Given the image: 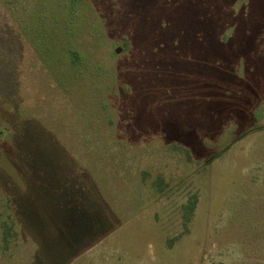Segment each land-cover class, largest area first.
I'll use <instances>...</instances> for the list:
<instances>
[{
  "label": "rangeland",
  "instance_id": "obj_1",
  "mask_svg": "<svg viewBox=\"0 0 264 264\" xmlns=\"http://www.w3.org/2000/svg\"><path fill=\"white\" fill-rule=\"evenodd\" d=\"M5 1L0 0V99L32 106L41 93L40 66L30 34L16 33ZM51 3L52 9L59 6ZM128 6L131 16L119 32L131 30L137 50L131 74L144 81L135 92L154 101L144 103L142 117L160 115L176 129L191 121L212 125L210 143L186 134L189 162L169 150L165 139L146 134L137 143L149 175L146 196L138 197L136 184L103 183L100 205L84 213L71 209L70 198L54 196L48 184L21 181L14 156L0 146V264H264V17L250 20L245 38H232L216 53L209 34L197 38L208 26L199 21L204 8L198 0H130ZM258 10L252 12L264 14V4ZM38 17L27 23L39 26ZM114 51L108 39L100 43L97 60L104 68L115 65ZM106 82L86 88L99 84L106 94ZM54 167H47L48 176L60 171ZM159 173L173 187L169 196L154 197L148 185ZM18 192L12 206L19 214L8 207L11 193ZM193 193L198 203L185 227L182 206ZM17 214L15 235L4 241L2 222Z\"/></svg>",
  "mask_w": 264,
  "mask_h": 264
},
{
  "label": "trees",
  "instance_id": "obj_2",
  "mask_svg": "<svg viewBox=\"0 0 264 264\" xmlns=\"http://www.w3.org/2000/svg\"><path fill=\"white\" fill-rule=\"evenodd\" d=\"M55 1V4L59 3L57 9H52L51 0L4 2L5 7H9L16 33L21 37L30 34L28 44L40 66L37 78L41 93L32 106L0 99V135L3 137L0 146H5L14 156L21 181L48 184L54 196L70 198L69 206L75 212H90L98 208L103 196V183L115 182V188L119 187L118 182L120 186L136 184L138 197L146 196L144 182L149 175L148 170L143 168L145 162H142L137 143L145 140V135L150 133L152 138L168 141L169 150L186 155L191 162L190 142L189 139V143L184 141L187 140L185 135L208 144L210 139L207 134L213 126L204 122L197 126L191 121L188 126L181 127L182 131L175 128L174 121L163 123L160 115L149 121L142 117L144 103L152 105L154 101L145 95L143 97L142 93L139 94L141 97L136 94L144 81L131 74V59L137 50L133 47L129 27V33L119 32V28L123 27L121 23L128 22L127 18L131 16V12L129 15L127 12L130 0ZM198 1L204 8L199 21L208 26L197 33V38L209 34L216 53L223 52L232 38H245V26L250 20L264 17V14L252 12L255 8L259 12L264 0H242L240 8L235 6L237 0ZM120 3L124 4L119 6ZM34 17L39 18V26L27 23ZM53 17L56 21L51 23ZM86 19L88 23L85 25ZM242 23L244 28H241ZM262 38L259 40L262 41ZM107 39L111 48L115 49L111 55L115 65L109 69L97 60L100 43ZM70 73L75 77H68ZM105 75L108 82L104 80ZM96 80L106 82L104 90L109 89L106 94L99 84L90 90L86 88ZM92 103L95 108H88L87 104L91 106ZM111 110L112 116L109 115ZM100 111L108 112L109 116L105 117ZM178 131L182 132V136L176 135ZM54 166L60 171H51L48 176L47 167ZM151 180L148 185L155 193L154 197L169 196L174 191L161 173ZM179 183L180 180L173 186ZM20 194L11 193L9 196L8 207L12 213H21L12 206V201H18ZM197 203L198 196L193 193L183 204L185 227ZM145 204H140L137 211ZM18 214L14 218L9 217L10 222H2L4 241L15 235L13 226L20 220Z\"/></svg>",
  "mask_w": 264,
  "mask_h": 264
},
{
  "label": "flooded vegetation",
  "instance_id": "obj_3",
  "mask_svg": "<svg viewBox=\"0 0 264 264\" xmlns=\"http://www.w3.org/2000/svg\"><path fill=\"white\" fill-rule=\"evenodd\" d=\"M3 251H4V250H3ZM2 264H4V262H3Z\"/></svg>",
  "mask_w": 264,
  "mask_h": 264
}]
</instances>
